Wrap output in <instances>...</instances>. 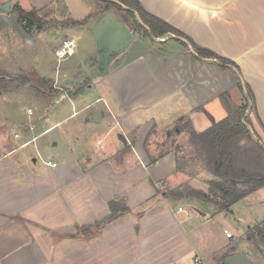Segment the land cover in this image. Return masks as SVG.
I'll return each mask as SVG.
<instances>
[{
  "label": "crops",
  "instance_id": "1",
  "mask_svg": "<svg viewBox=\"0 0 264 264\" xmlns=\"http://www.w3.org/2000/svg\"><path fill=\"white\" fill-rule=\"evenodd\" d=\"M8 2L11 11L5 12L1 6ZM139 2L184 37L144 32L112 62L108 76L90 81L79 95L67 89L85 79L64 90L62 83L95 71L99 60L57 71L51 79L62 77L61 92L50 95V106L32 103L35 115L26 112L30 105L9 110L12 138L0 136V264H264V250L250 237L255 226H264L262 214L232 238L219 222L242 202L264 212V188L224 212L199 200L166 198L183 184L208 192L215 178L202 170L201 179L186 181L179 148L159 146L163 136L174 144L191 128L202 133L226 119L223 95L236 110L251 93L246 118L264 147V0ZM54 3L0 0V30L8 15L19 17L17 7L41 11ZM196 48L234 66L199 57ZM64 98L74 113L47 123ZM19 110L26 121L16 118ZM177 126L184 131H174ZM36 141L41 153L33 158L24 144ZM47 148L57 149L49 159L42 154ZM115 200L130 212L90 234L81 231L106 220ZM192 201L201 204L194 216L185 205Z\"/></svg>",
  "mask_w": 264,
  "mask_h": 264
},
{
  "label": "rangeland",
  "instance_id": "2",
  "mask_svg": "<svg viewBox=\"0 0 264 264\" xmlns=\"http://www.w3.org/2000/svg\"><path fill=\"white\" fill-rule=\"evenodd\" d=\"M23 4L25 9L30 11V5L27 3ZM103 7V0H55V3L51 7L41 11L36 10L37 17L41 18L44 22L42 28H39L37 25H33L28 20L22 21L20 16L17 17L18 15L14 13L8 15L7 18H9V20L7 19L5 25L7 27L4 29L1 28L0 30V71L6 75V82H8L11 78H19L21 76H28L33 79L35 74L38 78L51 81V85L57 89L56 94H59L61 92L62 77L58 80L51 79L56 77L57 71L62 72L64 69L74 66L85 67L94 61L93 56L97 49L95 40L89 31H81L79 28L94 27L99 19L106 15L102 14L99 16L97 14V12L103 9ZM110 12L115 16H118L127 24L128 27L134 28L133 20L127 14L121 13L116 9H112ZM90 16L91 18L89 19ZM73 22L85 24L82 26H73ZM139 35L142 36L146 34L144 32H139ZM66 39L76 40L77 53L74 58L63 61L60 64L58 63L55 54L58 49V45H61ZM84 82L80 83L79 85H72L74 89H72L73 87L70 86L67 90L71 91V94H75L78 88L84 86ZM33 84L34 87L15 85V87H13L10 91L3 92L1 91L2 84L0 83L1 137L5 135L12 138V135L10 134L12 131L8 132L7 129L9 128H7L6 122L8 121L7 116L10 115V109L13 110L14 108L16 109L21 106L24 107V105H30L29 107H26V112L32 111L35 115V110L33 106H31L32 103L40 102L46 106H50L53 102V99L50 100V96L47 95L49 93L48 87H45L43 84H37L35 81ZM88 84H91V82ZM73 113V104H71L68 99L64 98L53 110H51L45 121L50 124L59 123L60 121L68 119ZM25 115L26 114L24 111L19 110L16 118L19 117V119L26 121ZM248 127L251 130L253 136H256L254 128L250 125ZM12 130H14V127H12ZM28 130L30 129L28 128ZM190 134V131L187 132L182 138L176 139L174 144L172 142L167 143L165 136L159 139V143L161 142L159 146L161 144H167L168 148L175 146L179 148L180 153H182L180 159L181 165H183L184 173L187 178L185 180L188 182L196 178L201 179L202 170L207 171L204 157H202L199 154L198 149L192 145ZM255 138L259 140V142L261 141L260 137ZM23 142L24 141H19L18 143L21 145ZM39 145L40 141L30 143V145H28L26 150L23 152L32 155L33 158H38V154L41 151L39 149ZM56 151L57 149L52 150L47 148L45 149V152H42V154L44 158L49 159L50 157L54 156V152ZM190 189H192L191 186L188 184H183L181 189L179 188L175 191L182 190L183 192L187 193ZM166 190L169 192L171 189L162 188L161 192ZM179 204L180 203H177L176 205L178 206ZM185 205L190 211L192 210L191 214L194 216L196 214L194 211L195 208L201 204L192 201ZM250 208L246 202L239 203L235 207L233 215L220 216V225L223 227V229L230 231L232 237L233 235H241L244 233L245 228L253 223L256 214L259 216L262 214V217H264V212H260L258 210L253 211V209ZM260 208L261 207H259V209ZM236 220H240L243 226H238Z\"/></svg>",
  "mask_w": 264,
  "mask_h": 264
},
{
  "label": "trees",
  "instance_id": "3",
  "mask_svg": "<svg viewBox=\"0 0 264 264\" xmlns=\"http://www.w3.org/2000/svg\"><path fill=\"white\" fill-rule=\"evenodd\" d=\"M103 14H107L112 9H116L121 13L127 14L134 23L135 32H145L154 38H164L168 34L176 35L183 38L184 35L173 28L166 22L149 14L141 5L139 0H103ZM20 19L28 20L39 28L43 27V20L37 17V11H24L20 7L16 8ZM139 17V20L138 18ZM91 16L89 17V19ZM85 23L73 22V26H82ZM199 57L215 58L231 67L232 62L224 58H217L215 54L196 48ZM6 75L0 71L1 91L8 92L15 85L34 87L33 82L43 84L48 87V94L57 93V89L51 85V81L38 78L34 74L33 79L28 76L19 78H11L6 82ZM90 80L85 79L84 86L78 88L73 94L77 96L89 86ZM222 102L227 107L229 115L223 121L215 124L202 133H196L192 128L190 130L191 143L198 149L199 154L204 157L207 171L215 178L209 183V191L190 189L187 193L183 191H171L164 194L166 198L174 200L193 199L212 204L218 212L228 211L233 205L253 193L264 188V147L261 142L253 136L249 125L251 121L246 118L254 97L251 93H247L243 105L233 110L229 104V96H222ZM184 131L182 126H177L174 131ZM157 160H153L155 163ZM130 209L120 201L110 203L109 217L96 224L95 226L83 227L81 231L90 234L94 229H100L104 225L114 221L119 217L129 213ZM252 242L264 250V228L261 225L255 226L250 231Z\"/></svg>",
  "mask_w": 264,
  "mask_h": 264
},
{
  "label": "water",
  "instance_id": "4",
  "mask_svg": "<svg viewBox=\"0 0 264 264\" xmlns=\"http://www.w3.org/2000/svg\"><path fill=\"white\" fill-rule=\"evenodd\" d=\"M11 7L12 2H8L2 5L1 9L5 12H10ZM90 31L98 47V58H94V62L99 60L100 66L95 71L83 74L77 79H66L62 83L63 90L66 89L67 85L79 83L84 79L92 81L99 77L108 76L112 62L123 54L135 39L140 37L139 33L130 30L124 21L111 12L107 13ZM99 116L101 114L96 113L94 118Z\"/></svg>",
  "mask_w": 264,
  "mask_h": 264
},
{
  "label": "built area",
  "instance_id": "5",
  "mask_svg": "<svg viewBox=\"0 0 264 264\" xmlns=\"http://www.w3.org/2000/svg\"><path fill=\"white\" fill-rule=\"evenodd\" d=\"M77 53V42L75 39H66L62 42V44L59 46V48L56 51V58L58 60V63H62L65 60H68L72 57H74ZM30 115H33L32 111H28ZM16 138H19V135L16 136ZM30 145V142H27L24 144V146ZM56 166V164L54 165ZM181 212L184 210L181 208ZM229 238H232V235L227 233Z\"/></svg>",
  "mask_w": 264,
  "mask_h": 264
}]
</instances>
